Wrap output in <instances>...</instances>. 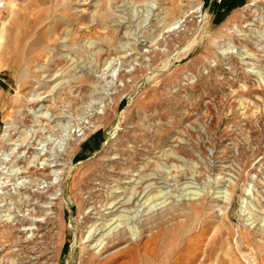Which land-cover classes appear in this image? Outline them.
I'll list each match as a JSON object with an SVG mask.
<instances>
[{
	"label": "rangeland",
	"instance_id": "1",
	"mask_svg": "<svg viewBox=\"0 0 264 264\" xmlns=\"http://www.w3.org/2000/svg\"><path fill=\"white\" fill-rule=\"evenodd\" d=\"M67 129L73 148L40 159ZM0 153L2 177L32 183L39 163L62 192L36 242L8 226L26 194L2 200L0 264H79L123 225L143 229L130 264H264V0H5ZM101 189L119 192L98 213Z\"/></svg>",
	"mask_w": 264,
	"mask_h": 264
},
{
	"label": "bare ground",
	"instance_id": "2",
	"mask_svg": "<svg viewBox=\"0 0 264 264\" xmlns=\"http://www.w3.org/2000/svg\"><path fill=\"white\" fill-rule=\"evenodd\" d=\"M183 17V15H182ZM178 19V18H177ZM180 19V18H179ZM184 19V18H183ZM4 20V19H3ZM173 20H176V19H173ZM182 21V20H181ZM7 22L6 24H8V21H5ZM5 22L3 24H5ZM172 22V21H171ZM174 24H179V21H175ZM182 24V23H181ZM170 25V24H169ZM5 26V25H3ZM181 26V25H180ZM170 27V26H169ZM5 29V28H4ZM7 30V28H6ZM3 31V30H2ZM110 78H114V75L112 74ZM38 100V98H36ZM30 101V100H29ZM41 101V100H39ZM38 101V102H39ZM35 112V111H34ZM39 113V112H38ZM36 114V112H35ZM43 114V112H42ZM41 114V115H42ZM40 115H35V120L37 121V123H39L38 121H42V119H40L42 116ZM45 115V114H44ZM43 115V116H44ZM47 115V113H46ZM34 117V116H33ZM33 119V118H32ZM34 121V120H33ZM35 121V122H36ZM88 121V120H87ZM36 123V124H37ZM49 123V122H48ZM70 124V123H69ZM62 126V124H61ZM69 126V125H68ZM51 127V126H49ZM53 127V126H52ZM56 127V126H55ZM64 127V124L63 126ZM65 127H67L65 125ZM72 127V125H71ZM76 128V127H75ZM49 129V128H48ZM55 129V128H53ZM62 129V128H60ZM69 129V128H68ZM67 129V131H68ZM79 130V128H77ZM57 130V129H56ZM72 130V129H71ZM82 130V128L80 129ZM79 130V131H80ZM34 131H38L37 129L34 130ZM48 131V130H47ZM52 131V129L50 130ZM54 131V130H53ZM55 132V131H54ZM56 132H60L59 131H56ZM62 132V131H61ZM60 132V133H61ZM65 132V131H64ZM81 132V131H80ZM37 133V132H36ZM53 133V132H52ZM52 133H49L47 134L48 136H46L47 138V142H44L45 144L42 143V141H44V139L42 140V138L40 137L39 139L42 140L41 143H39V147L37 150L38 152V155L40 157V159H42L43 161L45 160H50V161H55L56 162V157L61 153V152H64L67 150V146H70V148L72 147L73 148V144H75L74 142L72 143V135H71V131H68L65 133V136H67V139L66 138H60V140L57 141L58 137L59 136H52ZM59 133V134H60ZM73 133V132H72ZM80 134V133H78ZM74 135V134H73ZM76 135V134H75ZM81 135V134H80ZM61 137V136H60ZM67 140L66 142H63V140ZM38 141V140H37ZM61 141V143H60ZM75 141V140H74ZM76 142V141H75ZM36 145V144H35ZM16 148V147H15ZM181 148V147H180ZM21 149V148H20ZM24 149V148H23ZM179 149V148H178ZM177 149V150H178ZM182 149V148H181ZM22 150V149H21ZM26 150V149H25ZM20 151V150H19ZM181 151V150H180ZM22 152V151H21ZM36 152V151H35ZM33 152V153H35ZM139 152V151H138ZM141 152V151H140ZM12 153V152H11ZM14 153V152H13ZM23 153V152H22ZM26 153V151H25ZM65 153V152H64ZM1 154V153H0ZM8 154V153H7ZM36 154V153H35ZM66 154V153H65ZM32 155V154H31ZM185 155V154H184ZM8 156V155H7ZM36 156V155H35ZM34 156V158H35ZM186 156V155H185ZM11 157V156H10ZM26 157V156H25ZM38 157V156H37ZM39 157H38V160H39ZM17 158V157H16ZM16 158H15V161H16ZM14 159V158H13ZM32 159V158H31ZM29 158V160H31ZM122 159V158H121ZM132 159V158H131ZM7 160H9L7 157H1L0 155V168L4 166V163L7 162ZM36 160V159H34ZM114 160V159H113ZM123 160V159H122ZM172 160V159H171ZM13 161V160H12ZM20 161H22L20 159ZM28 162V158L25 160H23V162ZM41 161V160H39ZM42 161V162H43ZM117 161V160H116ZM115 161V163H116ZM10 162V161H9ZM8 162V163H9ZM42 162H40V165L42 164ZM133 162V161H132ZM114 163V162H113ZM122 163V162H121ZM131 164V160H127L125 161V164ZM44 164V163H43ZM117 164V163H116ZM127 164V165H128ZM133 164V163H132ZM126 165V167H127ZM24 168H26L25 166V163L22 165ZM21 166V167H22ZM118 166V165H117ZM123 166V165H122ZM132 166V165H131ZM5 168H7L8 166H4ZM125 167V166H124ZM129 167V166H128ZM120 168V167H119ZM122 168V167H121ZM2 169V168H1ZM0 169V170H1ZM46 167L44 165H41L39 166V163H36L35 164V167H30V170L31 171H35L36 174H37V178L34 180V182L32 183H28L27 180L25 179H18L17 177L13 178V179H10V175L8 176H5L4 174V177H0V212H1V209L3 207V205L5 203H2V200H6L7 198H10V200L15 203V199L18 195H22V194H26L25 198H23L22 196L19 197V204L17 206H12V211H13V214H7L10 218V221L8 222V226H10V230H14V229H17V233H21L23 235L27 237H29V239H27L28 241L30 242H36L40 239V237L38 236L39 232L44 228V226L46 224H48L52 219H54V217L57 215V213H55L52 209V207L55 205L56 207H60L61 206V200H62V192H61V174L60 172H58V174L56 173H53L54 174V180H51V182L48 184V185H43V180L45 178V171H46ZM118 169V167H117ZM131 169V168H129ZM128 169V170H129ZM136 169V168H135ZM4 170V169H3ZM12 170V169H11ZM127 170V169H126ZM127 170V171H128ZM132 170V169H131ZM130 170V171H131ZM137 170V169H136ZM6 171V170H5ZM4 171V172H5ZM8 171V170H7ZM6 171V173H7ZM10 171V170H9ZM105 171H106V168H105ZM122 171V170H121ZM134 171V170H132ZM109 172V170H108ZM112 172V171H111ZM3 173V172H2ZM116 173V172H115ZM118 173V172H117ZM121 174V173H120ZM7 175V174H6ZM122 175V174H121ZM130 175V174H129ZM132 175V174H131ZM134 175V174H133ZM136 175V174H135ZM252 175V174H251ZM103 176L106 177V181H107V177L108 178H113L114 181H116L115 183L117 185H115L112 189H116V188H120L118 187V184H119V181L122 180V176L124 178V174L122 176L120 175H116V174H111V173H106V172H103ZM125 176H126V173H125ZM145 176L147 177L146 175H142V177ZM129 177V176H128ZM132 178H134V176H132ZM130 179V178H129ZM104 180V181H105ZM127 180V179H126ZM104 181H101V182H104ZM105 181V183H106ZM109 181H112V180H109ZM118 181V183H117ZM125 181V180H124ZM123 182V181H121ZM130 182V181H129ZM108 183V182H107ZM111 183V182H110ZM114 183V184H115ZM126 183V182H124ZM128 183V182H127ZM139 183V182H138ZM40 184L43 185L42 187H40ZM146 184V183H144ZM101 185V183H100ZM31 186V187H29ZM105 186V185H104ZM111 186V185H109ZM124 186V185H123ZM140 186H143V185H140ZM97 187V186H96ZM102 187V186H101ZM100 187V188H101ZM108 187V185H107ZM106 187V188H107ZM92 188V187H91ZM110 188V189H111ZM104 189V188H102ZM96 190L98 192V195L100 197V201H93L94 205H95V208L98 209L96 206V203L99 202L100 206H99V209H98V213L99 212H103L101 211V209H106V204L110 201L109 200V197H112L114 199H116L115 197H117L119 191H107V192H104L103 193V190ZM108 189V188H107ZM118 190V189H117ZM150 191V187L149 185L147 186H143L141 189H135L134 187L131 186V193H130V196H129V200H132V204H126L125 208L126 207H136L137 206V203L139 202V197L141 195H145L147 192ZM94 192V190L92 191ZM251 193V192H250ZM111 194V195H110ZM7 195L9 197H7ZM93 195V194H91ZM97 195V193L95 194ZM91 199H93L92 197H90ZM152 199V196L151 197H148L147 200L148 201H151ZM31 200H37L36 203H34L33 201V206H32V203L30 202ZM53 200H55L53 202ZM98 200V198H97ZM27 203L29 202V206H25L24 203ZM146 202V201H145ZM164 202V201H163ZM92 203V204H93ZM162 204V201L160 202H151V203H148L147 207H146V210L147 212L142 214L140 217H139V221L143 223H145L147 221V219H151L155 214V213H161L163 214V211L168 209L169 207L167 205H161ZM247 198L246 197H243L242 198V208L243 210H245L247 208ZM139 208V206L134 209L135 211ZM182 209V208H181ZM60 210V209H59ZM155 211V212H154ZM181 211V210H180ZM57 212V211H56ZM154 212V213H153ZM168 212V211H167ZM184 212V211H183ZM54 213V215H53ZM97 213V214H98ZM107 213V212H105ZM105 213L103 215H105ZM170 213V212H169ZM153 215V216H152ZM102 217V215H100ZM143 217V218H141ZM58 218V217H57ZM106 218V217H105ZM148 223V222H147ZM104 226V225H103ZM133 231V230H131ZM140 231V230H139ZM143 231V229H142ZM138 232L137 235H134V233H136L134 231V233H131L130 230L128 231L126 228H125V225L121 226V227H115L114 229H112V231H108V233L104 234V236H102V245L100 247V249L98 251H91L88 253V257L86 260H81V262H79V264H127V263H131L130 261H126V260H121V255L122 253H124V250H121V244L122 243H125V245L127 246H130V247H127V249L125 251L129 252V253H132V250H131V247H133L130 243L132 242H136V241H140L141 237H142V234L141 232ZM24 236V237H25ZM133 244V243H132ZM99 247V246H98ZM105 250L106 254L104 253L103 255H99L101 251ZM200 250V249H199ZM104 252V251H103ZM84 259V258H83Z\"/></svg>",
	"mask_w": 264,
	"mask_h": 264
},
{
	"label": "built area",
	"instance_id": "3",
	"mask_svg": "<svg viewBox=\"0 0 264 264\" xmlns=\"http://www.w3.org/2000/svg\"><path fill=\"white\" fill-rule=\"evenodd\" d=\"M215 2H220L221 0H214ZM5 7V0H0V12Z\"/></svg>",
	"mask_w": 264,
	"mask_h": 264
}]
</instances>
